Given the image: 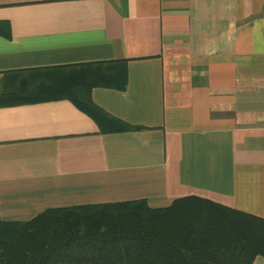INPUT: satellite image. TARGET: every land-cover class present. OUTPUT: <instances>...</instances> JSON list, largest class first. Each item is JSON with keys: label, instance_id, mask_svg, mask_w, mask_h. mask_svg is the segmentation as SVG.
I'll list each match as a JSON object with an SVG mask.
<instances>
[{"label": "crops", "instance_id": "crops-1", "mask_svg": "<svg viewBox=\"0 0 264 264\" xmlns=\"http://www.w3.org/2000/svg\"><path fill=\"white\" fill-rule=\"evenodd\" d=\"M90 64L125 87L61 96ZM0 95L4 220L190 195L264 217V0H0Z\"/></svg>", "mask_w": 264, "mask_h": 264}, {"label": "trees", "instance_id": "trees-1", "mask_svg": "<svg viewBox=\"0 0 264 264\" xmlns=\"http://www.w3.org/2000/svg\"><path fill=\"white\" fill-rule=\"evenodd\" d=\"M96 65L78 70L61 96L85 101L93 85L125 87V69L97 74ZM257 255L264 217L195 195L162 208L136 200L49 208L28 220L0 215V264H252Z\"/></svg>", "mask_w": 264, "mask_h": 264}]
</instances>
